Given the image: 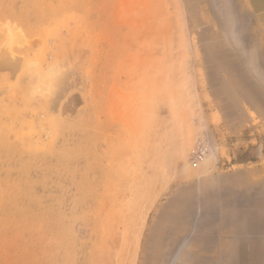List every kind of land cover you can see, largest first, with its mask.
Segmentation results:
<instances>
[{"label":"rangeland","instance_id":"1","mask_svg":"<svg viewBox=\"0 0 264 264\" xmlns=\"http://www.w3.org/2000/svg\"><path fill=\"white\" fill-rule=\"evenodd\" d=\"M260 38L245 0H0V264H208Z\"/></svg>","mask_w":264,"mask_h":264},{"label":"crops","instance_id":"2","mask_svg":"<svg viewBox=\"0 0 264 264\" xmlns=\"http://www.w3.org/2000/svg\"><path fill=\"white\" fill-rule=\"evenodd\" d=\"M261 1L262 4L260 0H245L262 39L246 48L250 49L247 63L254 66L255 72L245 82V88L241 79L238 119L229 118L220 106H212L208 112L214 134L208 169L207 223L214 228V239L209 240L208 264H264V0ZM176 227L177 243L183 229L178 224ZM211 233L209 230V237ZM195 248L193 244L188 250L194 257Z\"/></svg>","mask_w":264,"mask_h":264},{"label":"bare ground","instance_id":"3","mask_svg":"<svg viewBox=\"0 0 264 264\" xmlns=\"http://www.w3.org/2000/svg\"><path fill=\"white\" fill-rule=\"evenodd\" d=\"M261 4H262V2H261Z\"/></svg>","mask_w":264,"mask_h":264}]
</instances>
